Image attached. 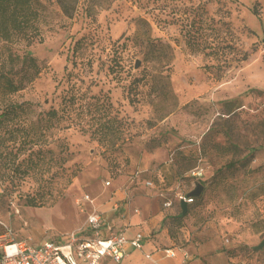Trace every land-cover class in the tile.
Returning a JSON list of instances; mask_svg holds the SVG:
<instances>
[{
	"label": "rangeland",
	"instance_id": "374dc122",
	"mask_svg": "<svg viewBox=\"0 0 264 264\" xmlns=\"http://www.w3.org/2000/svg\"><path fill=\"white\" fill-rule=\"evenodd\" d=\"M37 12L29 37L0 39V74L21 84L0 77V235L76 231L105 181L137 175L172 200L177 243L264 264V0H77L71 15L39 0ZM197 26L205 47L191 49Z\"/></svg>",
	"mask_w": 264,
	"mask_h": 264
},
{
	"label": "crops",
	"instance_id": "0c3cea01",
	"mask_svg": "<svg viewBox=\"0 0 264 264\" xmlns=\"http://www.w3.org/2000/svg\"><path fill=\"white\" fill-rule=\"evenodd\" d=\"M144 181L139 183L137 175L127 181L119 180L112 186H105L96 196L94 209L115 227L122 228L126 237H132L137 231H141L145 237L142 248L126 244L124 257L118 264H228L235 259L222 252H215L213 247L196 249L189 241L188 233H184L183 237L185 242H189L177 243L175 241L177 238L165 223L172 214L171 205L164 206L163 201L166 197L157 195L152 190L153 187L145 186ZM82 204L85 206L86 202ZM134 208H138L139 211L135 212ZM27 242L34 245L40 241ZM166 247L173 249V256L164 255L163 249ZM146 254H150V257H146ZM101 264L116 263L105 257Z\"/></svg>",
	"mask_w": 264,
	"mask_h": 264
},
{
	"label": "built area",
	"instance_id": "2783aa9c",
	"mask_svg": "<svg viewBox=\"0 0 264 264\" xmlns=\"http://www.w3.org/2000/svg\"><path fill=\"white\" fill-rule=\"evenodd\" d=\"M109 184V180L105 181V185ZM144 184L154 187V183L148 179ZM181 199L187 203L194 201L193 196L187 194H179V201ZM92 201L89 194H83L77 203L82 206L83 202ZM171 204V199L163 201L164 206ZM83 206L81 211H84ZM134 211L138 212L139 209L134 208ZM5 228L6 231L0 235V264H101L105 257L118 264L124 257L126 244L142 248L145 239L141 231L130 238L126 237L122 228L115 227L96 209L86 212L84 227L60 233L55 238L47 237L34 245L24 239H14L12 230L7 226ZM163 251L165 256L174 255L172 248L166 247ZM146 257H150V254H146Z\"/></svg>",
	"mask_w": 264,
	"mask_h": 264
},
{
	"label": "trees",
	"instance_id": "16d2710c",
	"mask_svg": "<svg viewBox=\"0 0 264 264\" xmlns=\"http://www.w3.org/2000/svg\"><path fill=\"white\" fill-rule=\"evenodd\" d=\"M77 0H58L59 4L61 5L63 11L67 15H71L73 8L75 7V3ZM39 5V0H0V39L9 41L13 36H28L29 30H33L35 27L34 23L37 19L38 12L37 7ZM253 12L258 15L257 9H253ZM146 24L148 22L146 21ZM194 23L190 24V27H192ZM194 26V25H193ZM190 32V29H188L186 34V44L191 49H197V48H203V43H201L200 35H197L199 33L198 26L193 31V34L188 33ZM33 36H30L29 39H32ZM161 47L160 50H162L165 54L168 52V44H163L162 42L155 43ZM153 43V45H155ZM205 47V46H204ZM153 49L155 52L156 49ZM29 52H26L23 55V61H26L27 59L29 61H32L34 63V75L35 76L39 70L40 67L35 63V60L32 57L28 56ZM157 60H162L159 57H156ZM169 55L167 56V59H169ZM242 60L247 58V53L244 52L243 55L240 57ZM0 77L4 80L3 87L7 91H15L20 88L21 84L14 83L13 79L7 75V73L0 74ZM1 87V85H0ZM75 99V94H70L68 96V102L64 103L65 110L68 111L71 109L73 102ZM63 101H66L65 98H62ZM67 106V107H66ZM57 110L55 108H51L47 111V114H56ZM196 196H193L195 199ZM29 205H35L33 202L29 203ZM187 213V212H186ZM185 213V214H186ZM185 214H182V210L179 212L178 217H183Z\"/></svg>",
	"mask_w": 264,
	"mask_h": 264
},
{
	"label": "water",
	"instance_id": "95a60500",
	"mask_svg": "<svg viewBox=\"0 0 264 264\" xmlns=\"http://www.w3.org/2000/svg\"><path fill=\"white\" fill-rule=\"evenodd\" d=\"M139 65V60H136L135 66L137 67ZM203 185L201 183H198L196 187L192 190H190L187 195L188 196H198L201 193ZM180 207L182 209V214H185L187 212L188 204L184 199L180 200ZM264 246V239L257 245H255L254 249H260Z\"/></svg>",
	"mask_w": 264,
	"mask_h": 264
}]
</instances>
